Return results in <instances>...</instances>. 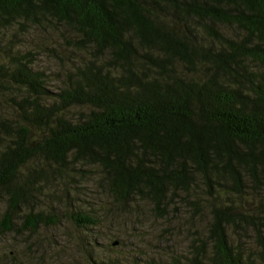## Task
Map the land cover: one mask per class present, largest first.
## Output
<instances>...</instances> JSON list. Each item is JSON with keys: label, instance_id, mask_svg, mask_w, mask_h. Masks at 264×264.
<instances>
[{"label": "trees", "instance_id": "obj_1", "mask_svg": "<svg viewBox=\"0 0 264 264\" xmlns=\"http://www.w3.org/2000/svg\"><path fill=\"white\" fill-rule=\"evenodd\" d=\"M10 29L18 37L0 46L1 233L32 207L39 179L81 165L122 210L160 212L178 195L207 209L187 257L157 264H264V0H0V39ZM46 39L65 52L54 87L33 68ZM21 219L46 225L39 211ZM248 233L255 253L241 244Z\"/></svg>", "mask_w": 264, "mask_h": 264}, {"label": "rangeland", "instance_id": "obj_2", "mask_svg": "<svg viewBox=\"0 0 264 264\" xmlns=\"http://www.w3.org/2000/svg\"><path fill=\"white\" fill-rule=\"evenodd\" d=\"M16 30L4 32L0 46ZM17 32V31H16ZM22 50H33L29 42ZM42 53L35 56L33 68L44 72L54 87L53 79L60 69L65 52L58 44L46 39ZM54 47L55 54L49 49ZM64 169L57 178L39 179L33 190L32 207H25L15 217L12 230L0 232V264H87L89 259L117 261L121 264H157L169 257H187L191 238L201 237L209 220L207 209L200 213L178 195L159 211L147 203L128 206V211L115 204L98 190V172L81 165ZM50 179V180H49ZM52 183L49 187H47ZM241 202V201H240ZM243 206V203H241ZM35 207V209H33ZM3 209L0 203V213ZM39 211L46 225L28 230L21 225V216ZM26 212V213H25ZM87 217L93 225L78 228L72 218ZM233 243L234 238L229 239ZM264 244V232L262 233ZM115 243V245H112ZM243 249L252 253L260 248L252 236L242 235Z\"/></svg>", "mask_w": 264, "mask_h": 264}, {"label": "water", "instance_id": "obj_3", "mask_svg": "<svg viewBox=\"0 0 264 264\" xmlns=\"http://www.w3.org/2000/svg\"><path fill=\"white\" fill-rule=\"evenodd\" d=\"M112 245H115V243H112Z\"/></svg>", "mask_w": 264, "mask_h": 264}]
</instances>
